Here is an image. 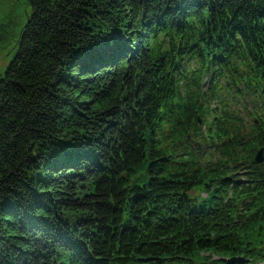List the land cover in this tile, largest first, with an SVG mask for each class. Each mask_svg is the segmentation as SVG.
<instances>
[{
	"label": "trees",
	"instance_id": "16d2710c",
	"mask_svg": "<svg viewBox=\"0 0 264 264\" xmlns=\"http://www.w3.org/2000/svg\"><path fill=\"white\" fill-rule=\"evenodd\" d=\"M26 4L0 264L264 263V0Z\"/></svg>",
	"mask_w": 264,
	"mask_h": 264
},
{
	"label": "rangeland",
	"instance_id": "374dc122",
	"mask_svg": "<svg viewBox=\"0 0 264 264\" xmlns=\"http://www.w3.org/2000/svg\"><path fill=\"white\" fill-rule=\"evenodd\" d=\"M29 10L26 0H0V76L15 55L19 30L25 23ZM256 122V118L247 119L246 125Z\"/></svg>",
	"mask_w": 264,
	"mask_h": 264
},
{
	"label": "water",
	"instance_id": "95a60500",
	"mask_svg": "<svg viewBox=\"0 0 264 264\" xmlns=\"http://www.w3.org/2000/svg\"><path fill=\"white\" fill-rule=\"evenodd\" d=\"M198 122L201 124L200 119L198 118ZM189 138V135H187ZM254 162L258 165L264 162V147H259L254 155Z\"/></svg>",
	"mask_w": 264,
	"mask_h": 264
},
{
	"label": "flooded vegetation",
	"instance_id": "af4514ba",
	"mask_svg": "<svg viewBox=\"0 0 264 264\" xmlns=\"http://www.w3.org/2000/svg\"><path fill=\"white\" fill-rule=\"evenodd\" d=\"M213 146H214L213 144H210V145H209L211 151L214 153V150H215V149L213 148Z\"/></svg>",
	"mask_w": 264,
	"mask_h": 264
}]
</instances>
